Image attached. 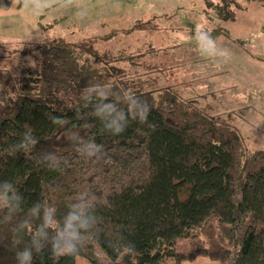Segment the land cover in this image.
Instances as JSON below:
<instances>
[{
  "label": "trees",
  "instance_id": "trees-1",
  "mask_svg": "<svg viewBox=\"0 0 264 264\" xmlns=\"http://www.w3.org/2000/svg\"><path fill=\"white\" fill-rule=\"evenodd\" d=\"M241 1L207 5L231 21ZM39 53L1 104L0 264H264V149L174 86L122 79L132 54ZM61 125L83 133L46 153Z\"/></svg>",
  "mask_w": 264,
  "mask_h": 264
},
{
  "label": "rangeland",
  "instance_id": "rangeland-1",
  "mask_svg": "<svg viewBox=\"0 0 264 264\" xmlns=\"http://www.w3.org/2000/svg\"><path fill=\"white\" fill-rule=\"evenodd\" d=\"M207 1L0 0V117L10 116L1 104L22 70L44 65L39 49L62 40L132 54L136 65L119 61L122 79L146 89L174 86L182 98L235 125L251 150L264 149V0H242L231 21ZM61 127L46 153L83 133ZM75 264L90 263L77 255ZM182 264L227 262L198 256Z\"/></svg>",
  "mask_w": 264,
  "mask_h": 264
}]
</instances>
